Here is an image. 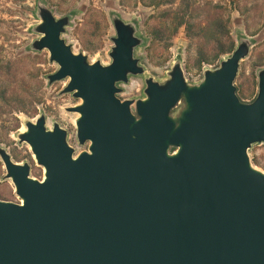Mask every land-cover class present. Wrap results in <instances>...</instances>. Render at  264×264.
<instances>
[{"label":"water","instance_id":"obj_1","mask_svg":"<svg viewBox=\"0 0 264 264\" xmlns=\"http://www.w3.org/2000/svg\"><path fill=\"white\" fill-rule=\"evenodd\" d=\"M37 13L29 49L48 52L58 67L48 84L67 80L61 94L79 100L66 111L87 148L75 154L44 116L17 135L41 180L0 148L18 199H0V264H264V173L248 154L264 144V69L252 102L234 86L250 43L197 85L174 63L163 83L144 79L142 99L123 100L117 85L144 73L134 24L111 15V62L102 65L62 38L69 17Z\"/></svg>","mask_w":264,"mask_h":264},{"label":"rangeland","instance_id":"obj_2","mask_svg":"<svg viewBox=\"0 0 264 264\" xmlns=\"http://www.w3.org/2000/svg\"><path fill=\"white\" fill-rule=\"evenodd\" d=\"M222 4L220 2L219 14L225 21L228 14ZM38 6L50 11L55 19L69 17L62 38L71 46L73 53L84 55L89 63L108 65L111 62V38L115 36L111 15L134 24L136 36L142 40L134 56L139 59L144 73L129 77L127 84L117 85L121 90L117 97L123 100L142 99L144 79L163 83L174 63L181 66L189 85H197L205 69L218 68L220 62L230 56L222 57L211 66L198 67L194 48L186 39L184 28L181 27L168 41H153L150 29L165 26L160 17L163 9L148 8L135 4L133 0L120 3L119 0H22L15 3L0 0V148L6 150L14 163L29 165L30 177L36 180L43 178V169L36 165L28 146L19 144L17 140L18 133L24 131L25 120L34 122L39 116H44L47 128L58 123L66 130L75 154L87 148V145L79 146L75 138L74 120L77 115L66 111L79 104V100L70 94H61L67 80L48 84L47 76L58 69L55 63L49 62L48 52L29 49L39 38L34 33L39 22ZM246 6L249 10L248 27L235 11L229 14L228 27L234 49L241 40L250 43L248 56L240 62L234 80L239 100L250 103L258 90L257 73L264 69V0H248ZM30 101L36 104L29 105ZM248 154L252 165L264 173V144L252 145ZM4 176L0 160V199L17 202L13 185Z\"/></svg>","mask_w":264,"mask_h":264},{"label":"trees","instance_id":"obj_3","mask_svg":"<svg viewBox=\"0 0 264 264\" xmlns=\"http://www.w3.org/2000/svg\"><path fill=\"white\" fill-rule=\"evenodd\" d=\"M5 2H19L22 0H2ZM122 0H119V3ZM133 0L148 8L163 9L160 13L165 26L150 29L153 41L161 42L171 39L183 27L185 37L194 48L195 62L198 67L211 66L222 57L231 55L234 44L230 37L229 14L237 12L248 27V0ZM220 2L227 12L225 21L219 14ZM9 11V10H6ZM264 24V20L262 22ZM255 34H252L254 36ZM166 36V39L164 37ZM7 67L8 64H7ZM217 68V67H215ZM5 92L1 93L3 96ZM1 96V98H2ZM36 104L30 101L29 105ZM182 104L177 105L180 108ZM19 112V110H18Z\"/></svg>","mask_w":264,"mask_h":264},{"label":"built area","instance_id":"obj_4","mask_svg":"<svg viewBox=\"0 0 264 264\" xmlns=\"http://www.w3.org/2000/svg\"><path fill=\"white\" fill-rule=\"evenodd\" d=\"M75 138H76V136H75ZM74 141H75V139H74ZM67 142L69 143V145H71L69 136H67Z\"/></svg>","mask_w":264,"mask_h":264},{"label":"bare ground","instance_id":"obj_5","mask_svg":"<svg viewBox=\"0 0 264 264\" xmlns=\"http://www.w3.org/2000/svg\"><path fill=\"white\" fill-rule=\"evenodd\" d=\"M24 130V128H22V131Z\"/></svg>","mask_w":264,"mask_h":264},{"label":"flooded vegetation","instance_id":"obj_6","mask_svg":"<svg viewBox=\"0 0 264 264\" xmlns=\"http://www.w3.org/2000/svg\"><path fill=\"white\" fill-rule=\"evenodd\" d=\"M132 110H133V106H132Z\"/></svg>","mask_w":264,"mask_h":264}]
</instances>
